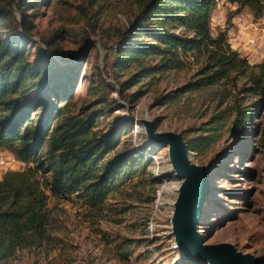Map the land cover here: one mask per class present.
<instances>
[{"label": "rangeland", "instance_id": "1", "mask_svg": "<svg viewBox=\"0 0 264 264\" xmlns=\"http://www.w3.org/2000/svg\"><path fill=\"white\" fill-rule=\"evenodd\" d=\"M146 1L46 0L25 7L33 39L27 45L30 59L34 61L43 47L78 70L74 96L64 116L94 117L97 133L122 127L121 142L108 157L130 149L144 153L150 158L147 171L158 177L154 191L130 188L131 199L111 200L129 207L120 222L87 216L74 198H51L50 205L61 221L59 234L69 242L67 253L75 259L72 264H208L182 258L172 216L183 180L172 169L169 147L155 143L148 127L180 133L194 153L191 162L211 166L210 187L198 222L205 243H232L238 251L264 259V96L244 92L246 77L236 85L219 81L185 89L203 64L198 57H187L181 69L150 76L139 75L137 65L117 67L113 47ZM16 4L13 15L20 21ZM258 18L249 8L238 10L236 3L218 0L209 28L214 35L225 32L232 50H237L236 38L230 42L229 37L245 39L239 23L250 24ZM14 26L13 17L0 20V35L6 37ZM239 54L257 71L264 67V61L254 63ZM249 108L253 109L249 123L234 131L238 111ZM40 111L34 114L35 122ZM25 167L26 163L21 169ZM58 260L54 252L23 249L0 264Z\"/></svg>", "mask_w": 264, "mask_h": 264}, {"label": "trees", "instance_id": "2", "mask_svg": "<svg viewBox=\"0 0 264 264\" xmlns=\"http://www.w3.org/2000/svg\"><path fill=\"white\" fill-rule=\"evenodd\" d=\"M45 1L12 0L8 6V0H0V20L13 17L15 25L6 37L0 35V145L26 163L0 180V263L23 249L54 252L59 260L49 264L74 263L67 253L69 242L59 234L61 221L51 198H74L87 216L120 222L129 207L111 200L131 199L130 188L154 191L158 182L147 171L150 158L144 153L130 149L108 157L121 142L122 127L97 133L94 117L64 116L78 70L43 47L34 61L27 52L33 39L25 7ZM217 1L147 0L113 47L115 65H137L139 75L150 76L181 69L187 57H198L203 64L185 89L219 81L236 85L246 77L244 92L264 96V67L257 71L232 50L225 32L210 31ZM227 1L238 10L249 8L255 17L264 14V0ZM14 4L20 21L14 18ZM252 110L238 111L234 131L249 123Z\"/></svg>", "mask_w": 264, "mask_h": 264}, {"label": "water", "instance_id": "3", "mask_svg": "<svg viewBox=\"0 0 264 264\" xmlns=\"http://www.w3.org/2000/svg\"><path fill=\"white\" fill-rule=\"evenodd\" d=\"M90 46L91 42L86 46L87 51ZM169 135L178 145L171 155V160L175 167L179 168L176 175L183 180L177 204V239L182 250L187 253V256L183 253L182 258L189 257L201 262L200 258L204 252L205 241L197 227L203 212L205 193L210 187L211 166L192 164L191 160L187 158L186 151H189V148L182 135L173 131H170ZM162 145L167 146L166 142ZM227 264H264V259L249 253L236 254Z\"/></svg>", "mask_w": 264, "mask_h": 264}, {"label": "bare ground", "instance_id": "4", "mask_svg": "<svg viewBox=\"0 0 264 264\" xmlns=\"http://www.w3.org/2000/svg\"><path fill=\"white\" fill-rule=\"evenodd\" d=\"M147 125H149V121L146 119ZM170 131H161V132H156L153 130L152 127H148V135L150 136V138L155 142V143H164L166 142L167 146L169 147V155H170V160H171V155L173 154V151L178 147V145H176L175 141L172 139V136L169 135ZM189 151H186V155L188 159H192V155L194 154L193 151H191L190 149H188ZM172 162V166H173V170L175 172V174L179 171V168L173 164ZM192 164H195L193 162H191ZM207 166V165H205ZM178 195L176 198V201L174 202V213L172 216V228H173V233L175 235V241L177 243V245L179 246V249L182 250L181 244L177 239V233H176V227H177V220H176V214H177V204H178V200L181 194V190H182V183L180 184V188L178 189ZM177 191V190H176ZM208 195V191H206L205 193V198ZM206 199H204L203 204H205ZM204 206V205H203ZM204 252L200 258L201 261H206L208 264H227L232 260V257L236 254H247V253H243L237 250L236 246L232 243H228V242H221V243H216V244H208L204 242ZM183 253H185L182 250ZM182 253V254H183ZM187 256V253H185ZM189 260H191L194 263H198L199 261H197L196 259H191L188 257Z\"/></svg>", "mask_w": 264, "mask_h": 264}, {"label": "built area", "instance_id": "5", "mask_svg": "<svg viewBox=\"0 0 264 264\" xmlns=\"http://www.w3.org/2000/svg\"><path fill=\"white\" fill-rule=\"evenodd\" d=\"M239 30L245 33V39L237 40V36H230L229 40L236 38L240 45L237 51L245 54L252 62L264 61V15L258 20L246 24L239 23ZM25 163L8 149L0 145V177L8 171L22 170ZM162 191H158L159 195Z\"/></svg>", "mask_w": 264, "mask_h": 264}]
</instances>
